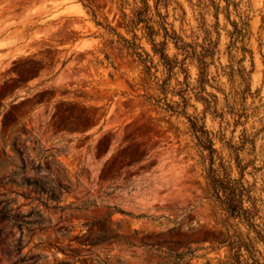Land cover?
I'll list each match as a JSON object with an SVG mask.
<instances>
[{"label": "rangeland", "instance_id": "1", "mask_svg": "<svg viewBox=\"0 0 264 264\" xmlns=\"http://www.w3.org/2000/svg\"><path fill=\"white\" fill-rule=\"evenodd\" d=\"M135 5L0 0V264H231L222 241L248 225L214 196L195 116L244 171L264 234V0L162 7L190 54L167 90L141 30L152 71L113 40L133 37ZM168 52L185 57L173 40Z\"/></svg>", "mask_w": 264, "mask_h": 264}, {"label": "trees", "instance_id": "2", "mask_svg": "<svg viewBox=\"0 0 264 264\" xmlns=\"http://www.w3.org/2000/svg\"><path fill=\"white\" fill-rule=\"evenodd\" d=\"M126 2L127 0H121L122 8L125 7ZM135 2L136 5L131 14L123 10L126 26L133 33V37H127L120 32H116L118 38H113V40L122 43L125 47L138 53L148 70L152 71L150 62L153 63L154 58L136 40L138 38L137 30H141L143 35L148 37L152 43L154 55L159 56L160 61L166 68L167 77L158 83L163 89L167 90L170 85L168 79L175 73L176 67L180 66L186 70L185 59L190 55L185 42H183V38L168 20L169 13H164L161 9L162 7L169 6L171 0H135ZM86 6H89L94 16L97 17L96 9L92 6L91 2L86 3ZM96 21L99 24H103L100 20ZM105 27L110 30L115 29L110 24H107ZM159 35L163 37L160 40L157 39ZM170 40H173L176 46L184 51L185 57L183 59H180L178 56H172L168 52ZM139 48H143L146 55L143 51L138 50ZM200 61V80L207 81L206 67L208 66V62L203 57L200 58ZM202 98L205 99L204 96ZM190 121L197 144L203 156L208 159V177L216 200L226 211L228 220L238 219L248 225V231H244L238 225L234 228V232L222 241H228L232 250L234 260L231 264H264V256L261 257L263 254L258 246L260 240H264V234L256 227V201L252 194V189L244 177V171L240 177L232 176L229 165L222 157L217 155L218 149L206 125L201 123L197 116L191 117ZM61 185L63 187H70L69 184L63 182ZM62 193V189L53 190V197L60 201ZM253 229L259 234L253 235ZM114 236L125 238L119 234H114Z\"/></svg>", "mask_w": 264, "mask_h": 264}]
</instances>
